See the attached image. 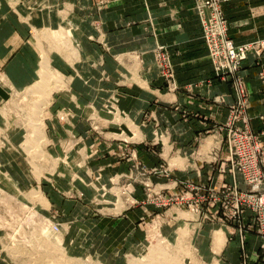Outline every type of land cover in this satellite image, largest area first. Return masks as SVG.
Masks as SVG:
<instances>
[{"label":"crops","instance_id":"obj_1","mask_svg":"<svg viewBox=\"0 0 264 264\" xmlns=\"http://www.w3.org/2000/svg\"><path fill=\"white\" fill-rule=\"evenodd\" d=\"M222 6L234 43L264 38V0H227ZM159 52L169 66L158 64ZM41 60L64 84L45 108L47 162H38L45 171L36 176L22 148L25 127L10 104L39 80ZM256 70L250 54L239 73L253 95V113L260 110ZM233 103L229 82L215 76L194 0H0V189L58 224L66 252L86 264H142L154 222L172 248L187 225L189 244L212 258L202 264H264L254 232H245L240 244L225 223L196 224L198 213L184 204L144 200L139 182L165 188V199L179 193V180L225 182L226 176H215L210 158L216 138L225 137L216 126L227 120ZM251 125L255 132L262 128L257 117ZM161 165L169 176L157 172ZM134 171L144 176L113 184V175ZM116 187L125 191L123 203ZM90 231L98 243H88ZM3 234L0 228V241ZM215 235L224 238L219 250ZM0 264H21L2 243Z\"/></svg>","mask_w":264,"mask_h":264},{"label":"rangeland","instance_id":"obj_2","mask_svg":"<svg viewBox=\"0 0 264 264\" xmlns=\"http://www.w3.org/2000/svg\"><path fill=\"white\" fill-rule=\"evenodd\" d=\"M225 1H222L220 4L221 12L224 18L225 15L222 5ZM199 20L202 22L200 16ZM228 38L233 41L229 36ZM259 41L264 42V38L254 39L240 44L242 45L245 43H249L251 45L252 43V45H256V42ZM67 43L69 42H62L61 44L67 46ZM263 53L264 45H262L258 49L255 47H250L247 50L246 58L241 61L239 67L234 72L227 74H218L214 69V73L217 78L219 77V79L227 80V82H229L234 95V103L230 106V114L227 120L221 124H218L215 130L219 132L223 131L225 137H221V135H219L218 137L220 138H216V141L219 142V146H217V149L214 153H212L210 158V164H212L213 169H215L216 171L215 176L218 177L219 175H224L226 176L227 180L225 182L222 181V183L220 182V185H216L217 183H215V181L212 182L211 179L205 182L200 181L198 183H189L183 180H179L178 183L181 184L179 193H175L172 195L170 194V196L167 197L170 202L166 204L168 205L171 203V201H174L178 204H184L186 206L184 209L186 211L190 210L189 213L191 214H193L192 212H195L196 214L198 212L199 218L197 219V221H194L196 224L198 223L201 225L203 222L206 223L214 221H219L227 224L230 227L229 230L234 229L235 232L238 233V240L240 241V244L244 242L245 232H254L261 240L260 255L264 260V234L262 233V230H264V223L259 220L258 213L256 212L255 208L256 200L259 198H264V141L259 139V135L264 134V64L262 62ZM250 54L253 55V65L258 67V70H256L254 75V79L259 83V89L256 94V98H254L257 100L258 106L260 107V110L257 113H253L250 111L252 106L250 103V97L253 98V95L249 94L247 91L246 78L239 73L242 69L243 63L247 61ZM44 57H47L45 53H43L42 55V60ZM42 60L40 62L38 78L39 80L41 78L40 74H43V72H40L44 70H42ZM157 61L160 65V59H158V57ZM47 65L48 68H50L49 63ZM52 70L56 72V74H54L55 77L58 78H53L52 85L54 84L55 86H57V88L63 86L64 80L62 75L57 70ZM57 88H54V90H56ZM18 94L20 95H18L13 100V103L10 104V109L13 110V112L25 127L26 132L25 138L22 142V148L28 155L29 161L34 168L35 175L41 176L43 175L45 170L42 169V167L41 169L39 168L38 162H47V153L44 148L45 144L47 143L44 118L46 115L45 108L48 104L50 96L48 100L44 102V99L42 96H40V93L30 92V90H28L27 88L23 92ZM3 111L5 115L8 112L6 110ZM256 117L259 118L262 127L260 130H258V132H255L253 126L251 125V120ZM38 120L40 121V126L44 130L43 136L38 134L35 128L33 131L35 123L39 124ZM237 130L247 132L252 136L248 137L247 139L242 138V140L245 141V143H243V153L239 152L236 146L237 143L233 142V144H231L232 146H230L229 132H238ZM215 131H212V133H215ZM37 135H40L39 137L42 138L39 139ZM208 142L210 144L211 139ZM209 144H207L205 148L208 147ZM225 150L228 151V155L224 156L223 151L225 152ZM119 154L121 156H125V154L127 153L121 151ZM158 169L166 170L163 165H161ZM157 172L163 174L164 176H169L168 169L166 170L167 173L165 174L162 171ZM121 174H123V176H121L120 174H115L113 175V178H116V176L127 178L130 174L132 175L131 172H125ZM136 174L137 177H139L138 175H140V177L144 176L143 174L138 173V171H134L132 178L128 180V182L138 180L139 178L137 179V177L135 176ZM239 178L242 180L241 182H243V186L239 184ZM140 180H142L139 182H142V188H144L145 192L144 200H147L148 202L150 201L157 206L165 205L161 204L162 201L167 199L164 198L165 194L162 192L165 188H161L160 190H158V188H155L154 185L150 184L149 182H145L146 180L144 181L142 178H140ZM121 189H116V198L118 201L120 200L123 203L124 199ZM9 190H12V188H9ZM39 192V190H33L30 194H32L33 197H37L39 196ZM35 193L37 194V196ZM78 194L79 193L72 192L73 197ZM182 196L191 198L193 201H195L196 199L197 201H200L198 205L195 204L196 209L198 210H192L189 203L186 204L185 201L179 198ZM37 199H39V197H37ZM207 212H210V214L213 215L214 218H205L204 215ZM79 222L76 224V227L79 226ZM54 225L56 224L52 220L42 217L32 206H30L29 203L19 201L15 199L13 195L0 189V228H2L5 233L3 234L4 240L0 241V244L2 243V245L7 248V252L12 257V259L21 264H86V262H84L86 261L84 258L74 257L66 252L60 234L61 230L60 228H58L59 232L54 233ZM154 225V235L152 238L153 243L150 244L148 253L146 255V261L142 262V264H197L198 257L200 260V264H202V262L210 263L212 258H206L207 255L204 253V251H198L197 248L192 247V244H189L190 234L187 225L179 229L178 241L177 244L173 246V248L169 246L167 241L162 236H159L157 222H154L153 226ZM88 226L91 227L90 225ZM49 227L51 231L49 233L52 234L51 237L53 238L45 235L47 234V232L45 233L44 230L46 231V229H49ZM219 230L221 229H214L213 234H216V232ZM93 235L94 231H90L87 233L86 238L88 239V243L90 241H93L92 239L95 238V236ZM59 236L61 237V241H59ZM187 237L188 240H186ZM208 237L209 235H205L204 237L206 238L207 247L209 246V240H207ZM215 239L216 240H214L213 237V245L215 246V249L219 250L222 246L224 238L221 239L220 237L216 236ZM95 241L97 243L99 242L98 240H96V238ZM48 243L52 244L48 245ZM59 246L61 247L59 248ZM198 253L200 254L199 256ZM201 253L206 255H203L206 260L203 256H201ZM179 254L187 255V257H184V259L181 260ZM93 256L94 255L87 258V260L90 259L92 261ZM244 262L245 261H242V264H244ZM246 264H249L247 262V259Z\"/></svg>","mask_w":264,"mask_h":264},{"label":"built area","instance_id":"obj_3","mask_svg":"<svg viewBox=\"0 0 264 264\" xmlns=\"http://www.w3.org/2000/svg\"><path fill=\"white\" fill-rule=\"evenodd\" d=\"M222 1L225 0H194V7L197 14L202 19V35L207 45L209 56L213 62L214 69L218 74H227L234 72L239 67L241 61L246 58L247 50L250 47H255L258 49L264 45V42H256V45H252V43L251 45L249 43L242 45L234 44V42L231 41L227 36V23L224 16L222 15L220 7ZM157 57L160 59L161 64L169 66V62L166 59L165 54L159 52ZM68 114L69 112L67 111L62 112L59 118L64 119ZM248 137L252 136L247 132L230 131V146H232L231 144H233V142L237 143L236 146L239 152L243 153V143H245V141L242 140V138L247 139ZM159 170L164 172V174L167 173L166 170ZM120 175L123 176V174ZM130 175L127 177L129 180L132 178V175ZM119 177L120 176H116V178H113V184H117ZM121 192L123 194L125 193L123 188L121 189ZM179 198L185 201L186 204L189 203L192 210H198L196 209V205H198L200 201H197V199L193 201L191 198L184 196ZM168 202H170V200L167 198L165 201H162L161 204H166ZM255 208L256 212L258 213L259 220L264 223V198H259L256 200ZM204 217H208L209 219L214 218L210 212L205 213ZM57 225L58 224L54 225L55 229H57V227L59 228ZM262 233L264 234V230H262Z\"/></svg>","mask_w":264,"mask_h":264},{"label":"bare ground","instance_id":"obj_4","mask_svg":"<svg viewBox=\"0 0 264 264\" xmlns=\"http://www.w3.org/2000/svg\"><path fill=\"white\" fill-rule=\"evenodd\" d=\"M48 61V60H47ZM46 61V63H45V61H44V63H42V64H44L43 65V67L42 68H44V70L43 71H41L40 73H42L43 72V74H40L41 76V78H40V80L39 81H37L34 85H32L30 88H28V90H30V92H34V93H40V96H42L43 97V99H44V102L46 101V100H48V98H49V96H51V93L54 91V88H56V86L53 84L52 85V80H53V78H57V77H55V72L54 73H52V71H50V68H48V62ZM45 72V73H44ZM58 79V78H57ZM55 80V79H54ZM52 97V96H51ZM50 99V98H49ZM39 105V104H38ZM36 106V105H35ZM40 108V107H39ZM35 110H36V108H35ZM38 110H40V109H38ZM43 110V109H42ZM35 115V114H34ZM36 117H37V115H36ZM33 121V120H32ZM35 122H37V121H35ZM38 122H39V124L37 123H35V126L33 127V131H34V128H35V130H36V132L38 133V134H40V135H42L43 136V134H44V130L42 129V127L40 126V121L38 120ZM40 135H37V137H39ZM31 136V135H30ZM33 136V135H32ZM34 137V136H33ZM42 138V137H41ZM40 137H39V139H41ZM37 139V138H36ZM34 144V143H33ZM33 150V149H32ZM30 152V151H29ZM39 198H40V195L38 196ZM58 226V225H57ZM53 231H54V233H56V232H59V229H58V227H57V229H55L54 227H53ZM44 232L46 233L47 232V234H45V235H47L48 237H51V233H49V232H51L50 231V227H49V229H46V231L44 230ZM43 234V235H44ZM44 235V236H45ZM60 237V236H59ZM51 238H53V237H51ZM58 239V238H57ZM59 241H61V237H60V239H59ZM59 243V242H58ZM50 244H52V243H48V245H50ZM52 247V246H51ZM61 246H59V248H60ZM49 250V249H48ZM60 250V249H59ZM53 254V253H52Z\"/></svg>","mask_w":264,"mask_h":264}]
</instances>
